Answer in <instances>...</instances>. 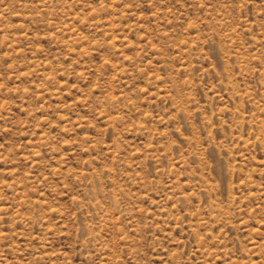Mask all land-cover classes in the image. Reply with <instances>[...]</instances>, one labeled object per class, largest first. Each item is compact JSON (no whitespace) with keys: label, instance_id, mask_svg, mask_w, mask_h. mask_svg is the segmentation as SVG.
<instances>
[{"label":"rangeland","instance_id":"374dc122","mask_svg":"<svg viewBox=\"0 0 264 264\" xmlns=\"http://www.w3.org/2000/svg\"><path fill=\"white\" fill-rule=\"evenodd\" d=\"M0 264H264V0H0Z\"/></svg>","mask_w":264,"mask_h":264}]
</instances>
